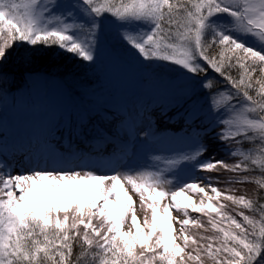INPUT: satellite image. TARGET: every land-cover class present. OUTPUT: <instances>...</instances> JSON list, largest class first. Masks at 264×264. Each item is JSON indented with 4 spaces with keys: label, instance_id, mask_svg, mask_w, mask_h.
<instances>
[{
    "label": "snow or ice",
    "instance_id": "1",
    "mask_svg": "<svg viewBox=\"0 0 264 264\" xmlns=\"http://www.w3.org/2000/svg\"><path fill=\"white\" fill-rule=\"evenodd\" d=\"M109 30L199 89L209 142L154 157L155 170L110 174L21 173L0 159V264H264V0H0V68L20 46L92 64ZM211 142L236 163L216 160ZM189 167L222 168L256 193L189 181Z\"/></svg>",
    "mask_w": 264,
    "mask_h": 264
},
{
    "label": "rangeland",
    "instance_id": "2",
    "mask_svg": "<svg viewBox=\"0 0 264 264\" xmlns=\"http://www.w3.org/2000/svg\"><path fill=\"white\" fill-rule=\"evenodd\" d=\"M20 48L22 46L16 49ZM26 52L31 56L35 55L32 54L35 53L33 49ZM14 55H25V50L16 51ZM75 66L79 67H73L71 75L63 76V79L36 78L30 82L29 86L32 87L3 95L0 101V132L3 133L0 134V142L3 144L24 142L9 161L13 165L14 172L23 173L33 168L77 170L87 168L99 174H110L113 169L120 172L155 170L163 165L154 157L159 156L163 160L178 156L189 151L191 146L202 137L204 142H209L203 132L208 121L205 119L204 111L201 110L204 97L199 94V89L193 93L185 77L170 65L158 61L148 63L139 59L131 49L119 41L114 30L106 33L98 59L94 63H82L78 60ZM62 68L64 71H70L65 66ZM88 77L91 80H88ZM75 96L79 99L77 103L74 100ZM117 104L126 107L129 126L120 123V119L106 142L95 140L96 145L92 153H99L101 150L100 154L104 156V161L96 158L89 161L73 160L72 156L63 155L56 147L40 145L56 137V131L72 126L73 115L85 118L101 110L102 107ZM157 108H164L165 114L172 112L176 121L185 120L186 126L177 130L175 125L165 122L164 116L156 112ZM191 113L195 115H190ZM103 114L110 116L107 112ZM171 116L169 114L168 118ZM137 131L140 132L138 138L135 137ZM145 132H149L151 138L147 143H141L140 141L145 140ZM159 132L163 134L159 135ZM103 134H98L97 137ZM128 134L131 137L128 138L127 149L123 153L117 151L120 154L118 156L110 155L111 150L122 148L121 140ZM28 140L33 142L25 143ZM83 146L88 145L79 143L75 149H81ZM220 150L219 144L211 142L210 153L216 160H224L229 164L236 163V159L221 154ZM35 151H43L44 158L26 155ZM50 155L53 160L48 157ZM205 155L204 158H207L208 154ZM0 157H2L1 151ZM184 167L185 165L182 164L181 168ZM222 171L224 169L220 168L218 171L193 172L189 167L185 178L189 181L199 179L204 182L211 179L215 186H220ZM168 175L169 179H174L171 174ZM130 194L138 201L137 194ZM235 194L240 193L235 192ZM189 195L195 194L189 193ZM139 214L143 215L142 210ZM173 214L175 215V212ZM191 215L197 217L199 214L191 213ZM200 218L204 221V217ZM196 230L198 229L190 228L193 234Z\"/></svg>",
    "mask_w": 264,
    "mask_h": 264
},
{
    "label": "trees",
    "instance_id": "3",
    "mask_svg": "<svg viewBox=\"0 0 264 264\" xmlns=\"http://www.w3.org/2000/svg\"><path fill=\"white\" fill-rule=\"evenodd\" d=\"M27 48V49H25ZM32 48L27 46H22L20 49H15L11 57L9 58L8 62L0 68V71L4 73V79L0 80V101L3 98V95L8 94L9 92H17L23 88H30V82L33 79H41L42 77H52V78H59L66 77L67 75H71V71H73V67L77 68L79 66H75L78 62L73 56L68 54L60 53L56 48L51 49H44L42 47H38L37 49H33L32 54H28L26 51ZM25 50V55L16 56L14 53L16 51ZM28 54V55H27ZM71 56V60H70ZM62 66L70 69V71L63 70ZM90 74V73H89ZM235 74V73H234ZM63 79V78H62ZM88 80L91 78L88 77ZM93 80V79H92ZM74 81V80H73ZM64 83H66L63 80ZM220 86L225 87L224 82L220 81ZM73 89V88H72ZM75 103L79 101V99L75 96ZM104 111H110V116L104 115L102 112H97L91 114L87 121L80 120V118L73 115L72 119V126L68 128H62L57 132V136L48 140L47 142L40 143L42 146H49V147H56L62 151L63 153H72L73 145H77L78 143L84 142H94L96 138L102 139V137H95L98 134H102L106 132L107 135L112 134L113 127H115L117 120L125 122L126 119V107L122 106L121 104H117L110 107H102ZM162 108H157V111H160ZM172 115L167 123L170 125H175L176 127L184 128L186 126L185 120L176 121ZM126 125L129 126V122H126ZM191 127V125H190ZM189 129V128H188ZM0 134H3L0 132ZM204 135V134H203ZM58 140L56 146L52 144L54 139ZM106 139V137H105ZM105 139L103 141H105ZM33 140L25 141V143H32ZM24 142H17L15 144L7 143L3 144L0 142V151L2 157L1 159L7 158L8 161L11 160L12 156L18 148L23 146ZM244 148L249 147L248 144L243 145ZM81 152L90 153L91 150H84L83 148L80 149ZM4 151V152H3ZM34 155L38 156L40 151L32 152ZM221 154H226L225 150H220ZM115 155V153H113ZM206 156V155H205ZM51 157V155H50ZM53 158V157H51ZM90 158V156L86 157ZM84 158V159H86ZM204 173V172H202ZM258 174V173H254ZM230 179H238L235 177L233 173L228 172L226 170L221 172L220 175V186L218 185L221 190H233L236 193L245 194L249 197H253L256 193V186L254 184H241V183H230ZM236 194V195H240ZM206 217H204V221L206 222ZM201 230H196V233ZM206 234H212L211 232ZM75 251H78L76 249Z\"/></svg>",
    "mask_w": 264,
    "mask_h": 264
},
{
    "label": "bare ground",
    "instance_id": "4",
    "mask_svg": "<svg viewBox=\"0 0 264 264\" xmlns=\"http://www.w3.org/2000/svg\"><path fill=\"white\" fill-rule=\"evenodd\" d=\"M162 113L164 114V120H165V122H167L168 120H169V118H168V116H169V114L170 113H167V114H165L164 112H163V110H162ZM86 119V117L85 118H80V120H85ZM58 142V140H57V138L56 139H54L53 141H52V144L54 145V146H56V143ZM222 149L223 150H225L223 147H222ZM4 152V151H3ZM76 155H77V153H76ZM75 155V156H76ZM77 157V156H76ZM75 158L73 157V160H74ZM198 198V197H197Z\"/></svg>",
    "mask_w": 264,
    "mask_h": 264
}]
</instances>
